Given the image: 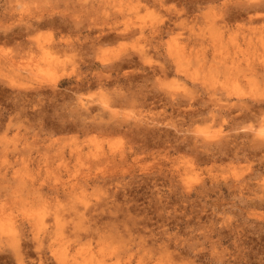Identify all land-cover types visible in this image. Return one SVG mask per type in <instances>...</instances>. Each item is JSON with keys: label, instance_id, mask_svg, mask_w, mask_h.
I'll return each mask as SVG.
<instances>
[{"label": "rangeland", "instance_id": "obj_1", "mask_svg": "<svg viewBox=\"0 0 264 264\" xmlns=\"http://www.w3.org/2000/svg\"><path fill=\"white\" fill-rule=\"evenodd\" d=\"M263 147L264 0H0V264H264Z\"/></svg>", "mask_w": 264, "mask_h": 264}, {"label": "bare ground", "instance_id": "obj_2", "mask_svg": "<svg viewBox=\"0 0 264 264\" xmlns=\"http://www.w3.org/2000/svg\"><path fill=\"white\" fill-rule=\"evenodd\" d=\"M45 19H46V18H45ZM32 24H33V23H32ZM39 25H40V24H39ZM250 108H251V107H250ZM221 147H222V146H221ZM221 147H220V148H221ZM197 148H198V147H197ZM208 148H209V147H208ZM213 148H214V147H213ZM213 148H212V149H213ZM263 148H264V147H263ZM210 150H211V148H210ZM10 230H11V229H10Z\"/></svg>", "mask_w": 264, "mask_h": 264}]
</instances>
